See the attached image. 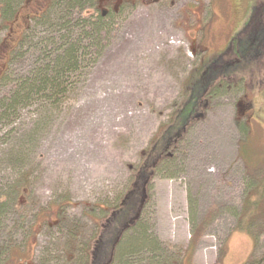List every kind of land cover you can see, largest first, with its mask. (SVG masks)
Returning a JSON list of instances; mask_svg holds the SVG:
<instances>
[{
    "label": "rangeland",
    "instance_id": "rangeland-1",
    "mask_svg": "<svg viewBox=\"0 0 264 264\" xmlns=\"http://www.w3.org/2000/svg\"><path fill=\"white\" fill-rule=\"evenodd\" d=\"M48 1L11 0L7 21L0 2V264H82L91 246L96 264H264V231L238 225L264 179V0H97L69 30L52 4L56 25L32 18ZM66 35L82 41L66 91L4 110Z\"/></svg>",
    "mask_w": 264,
    "mask_h": 264
},
{
    "label": "trees",
    "instance_id": "trees-1",
    "mask_svg": "<svg viewBox=\"0 0 264 264\" xmlns=\"http://www.w3.org/2000/svg\"><path fill=\"white\" fill-rule=\"evenodd\" d=\"M0 2H2L5 7L2 11V15L4 19H6L7 21V13L5 12L9 13L11 9V0H0ZM29 3H31V0H24V4H23L24 7L28 6ZM96 3H97V0H49L46 5L45 10L42 9L41 12L39 11L37 14L33 15L32 18H36V20L40 22H44V24H48V25L53 24L54 19L53 18L50 19L49 16L48 17L45 16V14L48 12L47 10L48 7H50V5L52 4V11L59 10L57 14L60 15L59 16L60 20H58L57 23H60L63 28L68 27V30H69L71 27L70 25L71 22L62 23L63 15L65 14L68 15L70 11L72 13V11L74 10L79 11V10H84L87 7H94ZM253 12L255 13V10H253ZM103 17L104 16L102 15V13H100L97 17V20L93 24H91L92 26L90 29V33H85L86 36L84 39L91 38L92 40L91 44L95 43V41L101 42V40H99V37H98L99 35L98 31L101 32L106 28L105 25L101 23ZM45 18L47 19V21ZM17 19L18 17L16 15L15 17L13 16V20L10 21L9 26L7 25L6 22H5V26L9 27L10 29V26L13 23H16ZM41 20H45V21H41ZM51 20H53V23H51ZM83 22L85 23L81 25L82 28L88 25L87 24L88 21H83ZM54 25L56 24L54 23ZM59 29H62V28H59ZM96 30H97V33H96ZM91 31L92 32L95 31L94 33L95 35H92ZM25 38L26 36H24L23 40ZM61 38H65V40L61 44L62 54L55 58L51 69H49L48 71L46 70L47 72L38 70V72H34L33 78L32 77L27 78L24 81V83L19 85L18 91L14 93L11 99H9L10 103H7L3 107L4 110L15 111L18 106L26 105L25 103H28L29 100L32 101V98L30 97L33 96V94L37 96L39 99H41L42 97L47 100H51V99H54L55 96H59L66 91V87L63 86L64 85L63 78L65 75L67 76V74L76 71L77 67H79L78 65L82 63L81 55L79 53L81 49L80 45L82 41H80L81 36L79 37L78 42L72 41V40L70 41L69 35L62 36ZM3 41L4 39H2V41L0 42V49L2 47ZM98 42L95 44L99 46ZM77 45H79L78 49L76 48ZM15 47H17V44L14 46V48ZM233 49L236 50V55L238 56L239 51H238L237 44H236V48H230L228 52L231 53ZM95 50L97 51V48H95ZM98 50L102 51V49L101 50L98 49ZM82 51H84L83 48H82ZM99 51H97L98 55L100 53ZM10 59H11V54L9 57V61ZM49 71L53 73L51 76L49 74ZM55 99H57V97ZM55 103L56 101H53V104ZM188 126L189 124L188 125L185 124L182 129L185 130ZM164 156H165L164 152L158 155L157 157L158 159L157 158L155 159V162L151 167L155 168L156 166H158L159 163L164 159ZM142 205H143V202L141 200V203L138 206L136 213L121 225L120 229L115 235V238L112 240V243H113L112 249H111L112 252L114 251V249L118 250V245L122 237H124L125 234L129 230H132L135 224L138 222L139 210H141ZM240 214L242 215H241V219L238 222L239 227L247 231L251 236H254L255 240L257 241L258 228L264 231V179L258 181V183L255 184L253 191L247 196L245 203L243 205L242 212ZM260 224L261 226H259ZM99 242H102V239L97 240V242L95 241L93 245H95L96 243V245L98 246ZM95 250L96 249L93 248L92 246L83 250L87 258L83 261L82 264H92L91 262L92 259L90 260V258L92 257L94 259L93 264H96V256L99 254V251L95 252ZM68 255L71 257V254H68ZM112 261H113V258H112V255L110 254V256H108L106 260H104V262L100 261L99 264H112ZM246 264H250V263H246Z\"/></svg>",
    "mask_w": 264,
    "mask_h": 264
},
{
    "label": "flooded vegetation",
    "instance_id": "flooded-vegetation-1",
    "mask_svg": "<svg viewBox=\"0 0 264 264\" xmlns=\"http://www.w3.org/2000/svg\"><path fill=\"white\" fill-rule=\"evenodd\" d=\"M122 1V0H121ZM115 7V6H114ZM105 13H109V11H107V12H102V14H103V16L105 15Z\"/></svg>",
    "mask_w": 264,
    "mask_h": 264
}]
</instances>
